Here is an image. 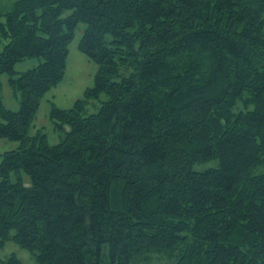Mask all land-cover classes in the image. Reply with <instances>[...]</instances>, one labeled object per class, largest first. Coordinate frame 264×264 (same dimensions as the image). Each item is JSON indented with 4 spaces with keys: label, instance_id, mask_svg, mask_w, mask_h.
<instances>
[{
    "label": "trees",
    "instance_id": "obj_1",
    "mask_svg": "<svg viewBox=\"0 0 264 264\" xmlns=\"http://www.w3.org/2000/svg\"><path fill=\"white\" fill-rule=\"evenodd\" d=\"M80 24L98 71L73 108L52 102L51 145L31 130ZM6 74L20 108L0 89V139L19 146L0 162V246L37 264H264V0H0Z\"/></svg>",
    "mask_w": 264,
    "mask_h": 264
},
{
    "label": "rangeland",
    "instance_id": "obj_2",
    "mask_svg": "<svg viewBox=\"0 0 264 264\" xmlns=\"http://www.w3.org/2000/svg\"><path fill=\"white\" fill-rule=\"evenodd\" d=\"M67 14H69V12H67L66 15ZM85 29V24H80L76 37L70 46V54L65 78L60 84L53 87L43 99L42 105L34 122V126L31 130L32 134H36L40 130L46 133L51 145L60 143L65 136L62 131L55 128V125L50 118L52 102L58 108L71 109L74 107L77 100L84 98L85 91L94 86L98 66L78 48ZM38 64L39 60L37 58L27 59L18 63L15 70L18 73H23L36 67ZM0 89L1 101L4 106L13 111L18 110L20 108V98L15 96V93L9 84V76L7 74L3 75L0 79ZM107 99V95L102 94L99 99L92 100L91 104L88 106V113L91 114L98 112L101 102L106 101ZM18 146L19 143L17 142L0 139V162L2 160V154L7 151L14 150ZM218 165V161L213 160L203 164H197L194 166V169L197 171H204L216 168ZM261 171H264V168H262ZM26 181L29 182V179L26 178ZM11 257H16L24 264H37L35 253L21 247L14 241H8L4 246H0V262H5ZM144 264L174 263L166 259H161L155 255L150 262Z\"/></svg>",
    "mask_w": 264,
    "mask_h": 264
}]
</instances>
